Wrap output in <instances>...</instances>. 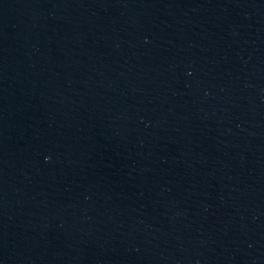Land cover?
<instances>
[{
    "label": "water",
    "instance_id": "water-1",
    "mask_svg": "<svg viewBox=\"0 0 264 264\" xmlns=\"http://www.w3.org/2000/svg\"><path fill=\"white\" fill-rule=\"evenodd\" d=\"M0 264H264V0H0Z\"/></svg>",
    "mask_w": 264,
    "mask_h": 264
}]
</instances>
